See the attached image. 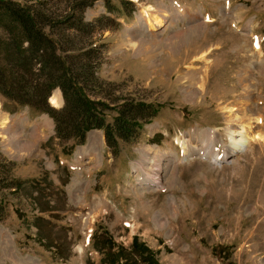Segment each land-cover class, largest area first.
Here are the masks:
<instances>
[{
	"label": "rangeland",
	"instance_id": "rangeland-1",
	"mask_svg": "<svg viewBox=\"0 0 264 264\" xmlns=\"http://www.w3.org/2000/svg\"><path fill=\"white\" fill-rule=\"evenodd\" d=\"M26 1L57 16L62 46H87L67 56L107 131L58 138L62 90L36 98L43 72L12 57L29 103L0 87V264H264V0ZM68 12L89 26L77 40ZM202 131L215 157L241 150L211 164L190 142Z\"/></svg>",
	"mask_w": 264,
	"mask_h": 264
},
{
	"label": "trees",
	"instance_id": "trees-1",
	"mask_svg": "<svg viewBox=\"0 0 264 264\" xmlns=\"http://www.w3.org/2000/svg\"><path fill=\"white\" fill-rule=\"evenodd\" d=\"M84 8L85 5L81 9V13ZM68 14L70 16L67 23H70V26L67 29L76 34V37H70L69 40H77V37L85 32L86 29L88 30L89 26L82 16L77 19L76 23L71 24L74 16L70 12ZM56 17L46 12L43 6H39L34 2L0 0V55L2 54L0 58V87L9 91V96L13 101H16L15 85L13 83V86H10L7 82L10 78L6 76L8 66H12V57L19 56L24 61L32 62L34 66L37 65L35 73L43 72L40 73L43 75V79L42 83H38L36 90L33 91V94L36 93L34 94L36 98L40 97L41 101L45 102L50 91L55 87H59L63 92L65 102H67L60 110L52 109L48 113L54 120V130L58 138L74 139L78 143H82L86 131L102 127L107 131V127L104 124V120L99 116L98 110L93 107L91 100L83 93L82 87L76 85L74 71L87 67L86 63L76 59V68L70 61L71 57L67 56L70 52H79L81 50L84 52L87 46H74L71 44V46L63 45V47L57 39L59 32L55 30ZM62 33L65 34L64 30ZM72 42L75 44V41ZM91 44L89 43V45ZM43 45L46 46L45 49H43ZM39 51L42 52L41 55H47V61H41L36 56H33L34 53L38 54ZM3 64L5 72L2 73ZM93 67L88 66V68ZM28 70H30V67ZM24 81L26 82L25 88L23 87ZM92 81L97 83L95 78H92ZM19 82L23 87L20 90L27 94L29 92V86L27 85L29 81L25 79L19 80ZM71 87L74 89L73 91H71ZM68 91L74 95L70 100ZM17 101L29 103L27 102L28 100ZM68 104L72 106L71 109ZM72 112L75 113V116H72ZM66 131L67 134L65 133ZM133 247H136V245L133 244Z\"/></svg>",
	"mask_w": 264,
	"mask_h": 264
},
{
	"label": "bare ground",
	"instance_id": "bare-ground-1",
	"mask_svg": "<svg viewBox=\"0 0 264 264\" xmlns=\"http://www.w3.org/2000/svg\"><path fill=\"white\" fill-rule=\"evenodd\" d=\"M152 9L153 8L151 6H148V7H145L144 9H142V11H141V17H142V19L146 22L147 26L149 25L148 26V31L149 30H154V28L160 26L162 24V22H163V20L160 17L157 16V13H154V14L151 13ZM163 16H166V14H163ZM201 57H203V56H200L199 58H201ZM247 74H245V75H247ZM240 77H242V74H241ZM240 79L245 81L244 77H242ZM50 102H51V104L53 106H59L60 105L59 104V101H58V98L56 96L50 97ZM229 117L230 116H227L228 121L230 120ZM230 123H232V122H230ZM234 132H237V130L234 131ZM238 133L241 134V132H238ZM199 136H200V139L198 138V136H192V137H190V142H192L194 140V148H195V150H197V152L200 155H202L204 157H207L208 159H210L214 163L217 162L219 159L222 160V158L224 159L227 156H230L231 154L235 153V151H237V150L240 151L241 149H240L239 146H240L241 142L243 141L242 138L235 140L236 143H234V146L231 148V150L229 149V146H226L223 155L222 154L221 155L219 154L221 156L219 158V157H215L216 154H217L216 153L217 148L214 145V142L212 140V134L209 133L208 131L207 132L206 131H202L199 134ZM196 138H198L199 141H197ZM180 145H181V148L184 151L187 150V151L191 152V150L189 149V141L188 140H181ZM146 155H147V157L146 156H143L142 160L145 161V160L148 159V152H146ZM149 169L150 168H148V169L145 168V171H148ZM150 171L152 172L153 175H155L156 177H158V172H159L158 167H157L156 170L151 169ZM158 179H159V177L156 178L155 180L158 181Z\"/></svg>",
	"mask_w": 264,
	"mask_h": 264
}]
</instances>
